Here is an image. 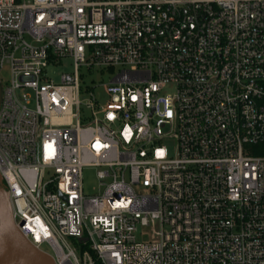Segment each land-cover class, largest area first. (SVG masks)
I'll return each mask as SVG.
<instances>
[{"label": "built area", "instance_id": "obj_1", "mask_svg": "<svg viewBox=\"0 0 264 264\" xmlns=\"http://www.w3.org/2000/svg\"><path fill=\"white\" fill-rule=\"evenodd\" d=\"M0 182L53 264H264V0H0Z\"/></svg>", "mask_w": 264, "mask_h": 264}, {"label": "rangeland", "instance_id": "obj_2", "mask_svg": "<svg viewBox=\"0 0 264 264\" xmlns=\"http://www.w3.org/2000/svg\"><path fill=\"white\" fill-rule=\"evenodd\" d=\"M5 69L1 73V77L3 79L4 85L9 84L10 82V68L8 66L4 67ZM115 72L119 71L121 68L116 67ZM75 70V66L73 64V60L71 58H64L61 59V62L57 65H50L47 68L46 76L52 79L54 82L58 83L61 79V75L63 73H70L72 74ZM81 76L83 82V88H94L95 87V93L99 94L102 93L105 86L110 83V79L113 76L114 72H109L107 70H102L101 68H95L94 70H89L86 67L81 68ZM172 88L169 87L165 89V92H172ZM104 98V97H102ZM105 99V98H104ZM87 115H91L89 112L86 113ZM84 179V192L88 195L96 194L99 190V180L96 178V171L94 169H86L84 171L83 175ZM3 206L2 198H0V208ZM151 231L150 228H140V230L137 232V238L139 241H145L147 242L150 239ZM71 244L76 247L78 250L79 247L75 244L73 239H69ZM44 250L48 252L49 254H53V251L51 247L44 246ZM43 264H49L47 260L42 258Z\"/></svg>", "mask_w": 264, "mask_h": 264}, {"label": "water", "instance_id": "obj_3", "mask_svg": "<svg viewBox=\"0 0 264 264\" xmlns=\"http://www.w3.org/2000/svg\"><path fill=\"white\" fill-rule=\"evenodd\" d=\"M0 198L3 201L0 208V264H43L42 258L53 264L14 226L10 201L2 189L1 182Z\"/></svg>", "mask_w": 264, "mask_h": 264}]
</instances>
